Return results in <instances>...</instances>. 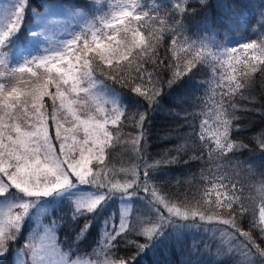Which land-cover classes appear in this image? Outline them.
<instances>
[{
  "label": "snow or ice",
  "instance_id": "1",
  "mask_svg": "<svg viewBox=\"0 0 264 264\" xmlns=\"http://www.w3.org/2000/svg\"><path fill=\"white\" fill-rule=\"evenodd\" d=\"M49 4L55 6L56 0ZM199 5H208V0H199ZM27 7L28 0H15L11 8L0 14V198L16 197L3 204L4 210L0 211V257L8 254L11 244L20 236L30 210L41 200L88 186L96 191L72 198L73 220L96 212L113 196L128 200L140 196L141 191L149 208L148 218L137 220L135 224L129 223L126 208L119 225H113L111 232L103 233V245L109 250L120 243L118 238L130 231L142 238V242L140 239L128 241L135 248L131 256L106 259L104 264H133L135 257L153 246L170 227L179 236L181 229L205 226L204 230L209 231L208 224L227 226L220 229L221 239L213 254L217 260L231 256L235 258V264H264V180L257 205L244 196V186L238 179L224 174L232 163L229 154L246 147L230 138L235 111H225L222 104L216 111L217 128L213 139L217 174L213 179L203 172L200 175L201 184L207 182L211 187L204 188L199 196H177L173 200L158 195L150 185L149 170L155 166L147 162L143 165L142 181L136 168L131 169L133 179L123 184L107 179L111 155L108 150L122 141L121 130L128 117L124 105L105 92V80H111L128 88L147 103L148 109H153L159 103L165 84L170 88L211 58L222 67L227 65L232 73H238L239 79L235 74L220 77L228 81V92L224 95L235 93L249 87L256 73L264 77V35L238 46L221 45L207 34L197 35L195 39L186 36L184 18L191 7L186 0H178L168 16L171 20L170 48L174 55L182 51L191 59H185L183 66L164 65L162 59L157 64L153 60L154 67L149 71L144 65L156 56L155 49L164 31L156 32L150 23L158 19L159 8L154 16L144 10L138 0H121L117 10L100 16L96 23L86 22L80 31L69 33L66 39L54 45L47 30L38 26L32 36L37 44L43 42L48 46L39 49V54L24 55L18 64H12L8 59V44L20 31ZM67 7L70 14L77 16H81L80 10L97 9L90 0L79 5L68 3ZM260 21H264V12ZM237 65L242 67L237 68ZM165 70H171L166 81L161 77ZM46 97L50 104H46ZM235 107L232 105L233 109ZM132 119L139 131L131 143L133 149L139 151L144 124L148 120L147 110L137 111ZM50 122L54 126V136L50 132ZM206 123L200 125V144L193 148L189 160L202 159L203 149L209 147L204 135ZM258 144L264 150V139ZM212 150L209 147V152ZM178 162L177 157L165 161ZM261 176L264 177V173ZM218 209H226L227 215H222ZM246 217L249 230H244L240 224ZM61 223L52 218L45 226L41 239L46 243L37 245L33 239L25 237L21 246L25 258L18 259L17 264H92L75 258L77 254H73L72 249L61 247L57 236ZM91 224V220L84 222L77 233V241ZM108 224L106 220L105 227ZM254 230L258 231L260 242ZM196 247L197 243L193 242L192 250ZM204 247L211 251V245Z\"/></svg>",
  "mask_w": 264,
  "mask_h": 264
},
{
  "label": "trees",
  "instance_id": "2",
  "mask_svg": "<svg viewBox=\"0 0 264 264\" xmlns=\"http://www.w3.org/2000/svg\"><path fill=\"white\" fill-rule=\"evenodd\" d=\"M48 2L51 3L52 0ZM138 2L144 6V10L150 11L154 16H156L155 10L159 8L158 19L152 22V26L158 33L161 29L164 30L160 43L155 49L156 56L148 60L144 65L145 68L152 71L153 60L159 64L160 59L164 61V65L183 66L185 59H191V56L186 57L182 51L174 55L169 43L171 20L168 16L171 15L173 6L178 0H138ZM186 2L191 7L184 18L186 36L195 39L197 35L207 34L221 45L238 46L249 39H258L264 35V25H261L264 21H260L261 13L264 12V0H208L206 6H200L199 0H186ZM14 3L15 0H0V14H3L5 9L11 8ZM49 3H46V0H28L23 25L8 44L10 49L8 59L12 64H14L13 60L17 59V52H13L15 49L19 48L22 57L30 55L27 51L39 53V49L48 46L43 42L37 44L33 38L32 33L38 26H43L47 30L50 42L55 44L62 38H67L69 33L80 31L86 22L96 23L100 16L117 10L121 0H90V3H95L99 10L89 7L88 12L80 10L81 16L70 14L67 5L68 3L86 4V0H56L55 6ZM236 67L240 68L242 65ZM229 74H235L239 79L238 73H232L227 65L222 67L220 63L209 58L208 63L199 64L192 73L170 88L165 84L159 103L154 105L153 109H148L147 103L131 93L128 88L114 84L111 80H105L107 85L105 92L108 95L113 94L112 97L124 105L128 117L125 127L121 130L122 141L115 148L108 150L111 155L108 158L107 179H111L113 183L123 184L133 179L131 169L136 168L142 181L143 165L147 162L155 166L154 169L149 170L151 178L149 183L158 191V195L173 200L177 196H199L204 188L211 187L207 182L201 184V173L203 172L209 179H213L217 174L213 135L217 128L216 111L222 104L225 111H235L236 119L233 120L230 138L237 144L246 145L236 150L234 154H229L232 163L224 174L231 179H238L244 186V196L258 205L261 181L264 180L261 176V173H264V150L258 144L259 140L264 139V77L256 73L249 87L224 95L228 92V81L221 80L220 77ZM170 75L171 70L161 72L164 81ZM100 79L105 78L100 77ZM4 82L7 80L5 79ZM45 102L51 103L47 97ZM232 105L236 106L235 109ZM145 110L148 112V120L144 124V138L138 145L139 151H136L131 140L139 129L135 127L132 118L137 111ZM205 121L207 123L204 135L208 146L213 150L209 152V147H205L202 159L189 160L193 148L200 144L198 134L201 131L200 125ZM50 132L54 136L55 130L51 122ZM173 157H177L179 162L165 163ZM157 161L160 162L158 165ZM93 167H96L95 162ZM227 183L226 180L225 184ZM87 188L88 186H80L58 197L41 200L30 210L31 214L25 220L20 236L11 244L8 254L0 257V264H17L18 253L20 259H24L21 246L25 242V237L33 239L36 244L41 237H44V228L52 218L62 221L57 229L58 242L64 250L72 249L73 254H77L75 258L91 261L92 264H104L106 259L131 256L135 248L130 246L128 241L140 239L142 242V238L137 237L134 231L118 238L120 243L111 250L103 245V233L111 232L113 225H119L120 208L123 204L126 208L128 206L142 208L141 214H137L135 220L148 218L149 208L143 192L141 191L140 196L128 200L113 196L96 212L73 220L72 198L81 195L82 189ZM93 189L96 191L95 188ZM101 191L105 190L101 189ZM15 198V196L0 198V211L4 210L3 204ZM129 207L127 208L129 223L135 224L136 221L131 220L133 218ZM217 211L227 215L226 209ZM86 220L92 221L91 227L77 241V233ZM106 220L109 221L108 227H105ZM240 224L244 230H249L247 217L241 219ZM204 227L181 229L179 236L171 227L168 228L164 236L154 242L153 246L135 257L133 264H235L234 257L217 260L213 255L216 252L215 246L221 239L220 229L227 226L208 224L206 227L210 229L209 231H205ZM254 235L260 242L258 231L254 230ZM193 242L197 243L195 251L192 250ZM205 244L212 246L211 251L205 250Z\"/></svg>",
  "mask_w": 264,
  "mask_h": 264
},
{
  "label": "rangeland",
  "instance_id": "3",
  "mask_svg": "<svg viewBox=\"0 0 264 264\" xmlns=\"http://www.w3.org/2000/svg\"><path fill=\"white\" fill-rule=\"evenodd\" d=\"M68 37V36H67ZM62 39H66V38H62ZM54 45V44H53ZM14 53H16L17 52V59H15V60H13V63L14 64H18L20 61H21V59H22V57H21V55H22V53L20 52V50H19V48H17V50L15 49L14 51H13ZM12 52V53H13ZM27 53H29L30 55H36V54H39V53H36V52H31V51H27ZM110 96H114L113 94H110ZM88 189H89V192H88ZM86 192V193H85ZM90 192H92V193H94L95 192V190L93 189V188H91V187H88L87 189H82V192L80 193V194H88V193H90ZM129 207V206H128ZM127 207V208H128ZM126 209V206H124V204L121 206V208H120V212H121V214H122V212L124 211ZM129 210H130V215H132V218L133 219H131L132 221H137V220H135V219H137V214H141L140 212L142 211V208H137V207H134V206H130L129 207ZM42 238V237H41ZM39 239L38 241H37V245H40V244H43V243H46V240H44V239ZM16 257H18V254H16ZM19 259H20V257H18ZM81 260H84V261H88V260H85V259H81Z\"/></svg>",
  "mask_w": 264,
  "mask_h": 264
},
{
  "label": "bare ground",
  "instance_id": "4",
  "mask_svg": "<svg viewBox=\"0 0 264 264\" xmlns=\"http://www.w3.org/2000/svg\"><path fill=\"white\" fill-rule=\"evenodd\" d=\"M161 17V16H160ZM152 23V22H151ZM258 163V162H257ZM256 165V164H255ZM237 168V167H236Z\"/></svg>",
  "mask_w": 264,
  "mask_h": 264
}]
</instances>
